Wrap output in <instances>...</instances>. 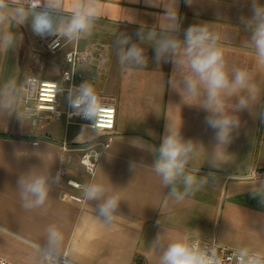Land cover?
<instances>
[{
	"label": "crops",
	"instance_id": "0c3cea01",
	"mask_svg": "<svg viewBox=\"0 0 264 264\" xmlns=\"http://www.w3.org/2000/svg\"><path fill=\"white\" fill-rule=\"evenodd\" d=\"M73 2L65 0L66 7ZM100 2L102 15L92 34L78 42L62 38L63 47L55 53L38 45L55 35L36 34L30 17L18 23L11 15L15 4H9V19L0 24V37L9 31L15 36L8 51L0 53V257L12 264H43L51 226L63 235L55 254L75 264H134L139 257L159 264L168 243L177 239L264 253V65L245 47L249 33L240 23L241 16L251 15V0H194L192 5L179 0L182 27L208 22L219 34L229 74L246 69L251 76L257 98L248 109L234 110L235 96L226 100V109L240 120L227 144L218 142L215 130L205 123L209 113L201 105L204 90L197 97L186 93L187 68L173 70L170 62L158 66L154 49L147 45V67L119 63L120 34L139 43L141 24H157L163 9L152 0ZM179 35L183 39L182 31ZM73 48L78 65L72 95L87 82L100 102L115 110L112 143L93 177L80 165L79 149L106 133L76 121L66 125L49 112L37 111L26 83L35 77L62 85L64 54ZM170 76L175 88L168 85ZM66 106L67 96L61 93L56 108ZM166 129L179 130L193 144L185 173L197 177L193 187L200 190L182 201L171 189L183 191V177L166 186L154 170ZM28 176L46 178L48 199L40 207L23 206L18 181ZM67 179L79 187L68 186ZM201 179L207 183L200 185ZM92 187L102 189L98 199L88 198ZM113 196L118 207L106 223L98 208Z\"/></svg>",
	"mask_w": 264,
	"mask_h": 264
},
{
	"label": "clouds",
	"instance_id": "9594fccd",
	"mask_svg": "<svg viewBox=\"0 0 264 264\" xmlns=\"http://www.w3.org/2000/svg\"><path fill=\"white\" fill-rule=\"evenodd\" d=\"M192 5L194 0H185ZM15 4L11 15L18 23H24L31 18V27L36 34L55 35L67 41H79L82 36H90L96 21L102 15L100 0H74L66 7L65 0H0V24L9 19L6 14L9 4ZM155 7H161L162 13L157 16V24L148 28L143 23L137 31L139 43L132 42V37L124 34L119 36V63L123 66L131 64L134 67H147L148 56L146 47L154 49L155 61L170 62L173 70H189L184 76L183 85L187 94L197 97L204 90V100L201 104L209 113L205 117L208 127L215 130V138L221 144L230 142L231 133L240 126L239 117L226 109V100L237 97L234 110H245L250 102L257 98L255 89L250 85L251 76L246 69H233L232 74L224 58L218 33L210 30L208 22L182 27L179 0H152ZM240 23L249 33L245 47L254 50L257 63L264 65V4L260 0H251V15L241 16ZM183 32V39L179 33ZM15 36L7 32L0 37V53H6L13 45ZM170 88H175L171 76L168 79ZM242 93H246L242 94ZM68 104L74 110L72 114L88 119L97 110V95L93 85L85 82L78 88V95L68 96ZM264 119V117H262ZM193 151L191 141H185L179 130L166 129V134L156 150L154 170L163 179V183L174 185L178 177H183V191L176 186L171 189V195L177 201H182L188 195H194L200 190L197 177L185 173L189 153ZM134 167V165H132ZM198 171V170H197ZM201 179L200 185L206 184ZM21 198L25 208L40 207L48 199L46 178L42 176L21 177L18 181ZM89 199H98L102 189L92 187L88 190ZM118 197L107 199L98 208L99 216L106 223L112 220V213L118 207ZM63 241L62 233L54 226L47 232V248L44 250L48 264H57L56 249ZM236 264H264V253H249L242 248L234 253ZM159 264H224L215 248L202 247L199 239L189 242L187 239H177L168 243Z\"/></svg>",
	"mask_w": 264,
	"mask_h": 264
},
{
	"label": "built area",
	"instance_id": "2783aa9c",
	"mask_svg": "<svg viewBox=\"0 0 264 264\" xmlns=\"http://www.w3.org/2000/svg\"><path fill=\"white\" fill-rule=\"evenodd\" d=\"M38 45L49 53H55L63 47L62 38H57L56 36L39 41ZM64 60L66 67L61 71V84L55 81L37 79L35 77H28L26 83L30 87L32 92V100L35 103V108L37 111H46L55 117V119H63L65 124L76 121L77 124L87 127L91 130L100 131L106 133L103 139L97 141L95 144L79 149L80 158L79 163L85 169V171L93 177L97 170L99 161L104 152L110 147L112 143L111 131L114 126L115 121V110L111 105L101 103L97 96V110L94 116L85 119L81 115L72 114L74 110L70 108L67 99V106L64 110H58L56 108L57 96L61 93H65L67 98L69 94L72 95L73 84H74V71L78 65V52L76 49L67 51L64 54ZM74 94L72 96H76ZM36 142L33 143L35 145ZM66 184L72 188H78L79 184L72 180L67 179ZM66 198V195L63 196ZM69 200L80 201L79 198L75 196H67ZM197 239H192L189 242H194ZM201 246H207L208 248H215L217 254L223 259L224 264H236V258L234 253L237 251L229 249L222 246L216 242L204 243L201 241ZM43 253V264H48V260ZM252 254V253H250ZM57 264H75L68 260L65 255H58ZM0 264H12L5 258L0 257Z\"/></svg>",
	"mask_w": 264,
	"mask_h": 264
},
{
	"label": "rangeland",
	"instance_id": "374dc122",
	"mask_svg": "<svg viewBox=\"0 0 264 264\" xmlns=\"http://www.w3.org/2000/svg\"><path fill=\"white\" fill-rule=\"evenodd\" d=\"M134 264H152L151 260L145 257L136 258Z\"/></svg>",
	"mask_w": 264,
	"mask_h": 264
},
{
	"label": "water",
	"instance_id": "95a60500",
	"mask_svg": "<svg viewBox=\"0 0 264 264\" xmlns=\"http://www.w3.org/2000/svg\"><path fill=\"white\" fill-rule=\"evenodd\" d=\"M155 158H156V156H155Z\"/></svg>",
	"mask_w": 264,
	"mask_h": 264
}]
</instances>
